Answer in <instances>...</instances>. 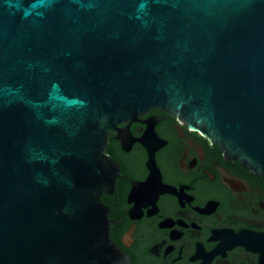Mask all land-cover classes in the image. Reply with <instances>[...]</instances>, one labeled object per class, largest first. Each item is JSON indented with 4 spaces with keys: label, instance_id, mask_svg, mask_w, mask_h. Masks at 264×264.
<instances>
[{
    "label": "water",
    "instance_id": "1",
    "mask_svg": "<svg viewBox=\"0 0 264 264\" xmlns=\"http://www.w3.org/2000/svg\"><path fill=\"white\" fill-rule=\"evenodd\" d=\"M155 107L264 180V0H0V264H129L108 133Z\"/></svg>",
    "mask_w": 264,
    "mask_h": 264
},
{
    "label": "flooded vegetation",
    "instance_id": "2",
    "mask_svg": "<svg viewBox=\"0 0 264 264\" xmlns=\"http://www.w3.org/2000/svg\"><path fill=\"white\" fill-rule=\"evenodd\" d=\"M101 195L129 264H264V180L175 115L151 108L108 133Z\"/></svg>",
    "mask_w": 264,
    "mask_h": 264
}]
</instances>
